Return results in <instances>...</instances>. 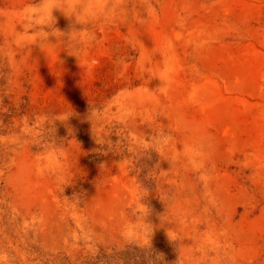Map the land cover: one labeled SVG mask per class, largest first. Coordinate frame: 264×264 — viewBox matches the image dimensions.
Returning a JSON list of instances; mask_svg holds the SVG:
<instances>
[{
	"label": "rangeland",
	"instance_id": "obj_1",
	"mask_svg": "<svg viewBox=\"0 0 264 264\" xmlns=\"http://www.w3.org/2000/svg\"><path fill=\"white\" fill-rule=\"evenodd\" d=\"M26 12L0 0V264H264V0Z\"/></svg>",
	"mask_w": 264,
	"mask_h": 264
},
{
	"label": "clouds",
	"instance_id": "obj_2",
	"mask_svg": "<svg viewBox=\"0 0 264 264\" xmlns=\"http://www.w3.org/2000/svg\"><path fill=\"white\" fill-rule=\"evenodd\" d=\"M108 0H39V6L46 8V15L43 13H27L26 18L31 16L28 20L29 23H36L37 16H42L44 22L41 27L43 28H55L56 18L53 15L54 10H59L63 15L73 22L85 23L88 20L94 18L96 15L101 14L106 10ZM29 9L37 7L36 4H30L27 6ZM71 10V14L67 10Z\"/></svg>",
	"mask_w": 264,
	"mask_h": 264
},
{
	"label": "trees",
	"instance_id": "obj_3",
	"mask_svg": "<svg viewBox=\"0 0 264 264\" xmlns=\"http://www.w3.org/2000/svg\"><path fill=\"white\" fill-rule=\"evenodd\" d=\"M130 247L118 255L103 253L83 264H164L158 256V249Z\"/></svg>",
	"mask_w": 264,
	"mask_h": 264
}]
</instances>
